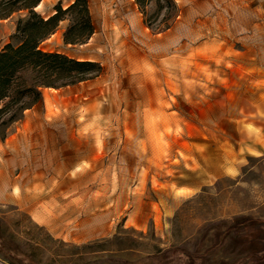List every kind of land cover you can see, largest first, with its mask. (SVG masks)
Listing matches in <instances>:
<instances>
[{
  "label": "rangeland",
  "instance_id": "1",
  "mask_svg": "<svg viewBox=\"0 0 264 264\" xmlns=\"http://www.w3.org/2000/svg\"><path fill=\"white\" fill-rule=\"evenodd\" d=\"M88 2L40 48L103 72L0 139V264H264V0Z\"/></svg>",
  "mask_w": 264,
  "mask_h": 264
},
{
  "label": "trees",
  "instance_id": "2",
  "mask_svg": "<svg viewBox=\"0 0 264 264\" xmlns=\"http://www.w3.org/2000/svg\"><path fill=\"white\" fill-rule=\"evenodd\" d=\"M43 0H0V20L19 11H27L18 21L17 44L8 43L0 52V139H5L26 111L42 104L43 90L75 86L103 72L96 61L80 60L59 52H45L40 45L72 15L65 32L67 44L83 43L94 33L88 0H75L67 9L61 6L43 17L36 8ZM151 0H137L145 8Z\"/></svg>",
  "mask_w": 264,
  "mask_h": 264
},
{
  "label": "crops",
  "instance_id": "3",
  "mask_svg": "<svg viewBox=\"0 0 264 264\" xmlns=\"http://www.w3.org/2000/svg\"><path fill=\"white\" fill-rule=\"evenodd\" d=\"M74 1L75 0H43L42 3L39 5V8L45 4H53V7H56L58 3H60L62 6H70L72 3H74Z\"/></svg>",
  "mask_w": 264,
  "mask_h": 264
},
{
  "label": "bare ground",
  "instance_id": "4",
  "mask_svg": "<svg viewBox=\"0 0 264 264\" xmlns=\"http://www.w3.org/2000/svg\"><path fill=\"white\" fill-rule=\"evenodd\" d=\"M37 8H39V6H38ZM45 96H46V95H45ZM46 101H47V104H51V102H50L51 100H50V97H49L48 95L46 96ZM47 106H48V105H47Z\"/></svg>",
  "mask_w": 264,
  "mask_h": 264
}]
</instances>
